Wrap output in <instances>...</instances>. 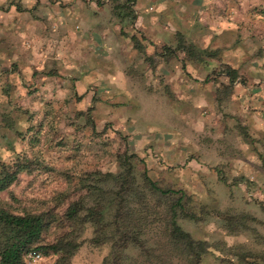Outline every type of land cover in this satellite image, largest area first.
<instances>
[{"label": "rangeland", "instance_id": "1", "mask_svg": "<svg viewBox=\"0 0 264 264\" xmlns=\"http://www.w3.org/2000/svg\"><path fill=\"white\" fill-rule=\"evenodd\" d=\"M246 7L240 18L248 31L246 63L236 82H217L214 101L193 91L184 95L175 82L159 88L152 77L134 76L128 67L121 90L111 91L105 82L78 92L77 74H59L55 66L47 83L1 99L0 161H30L31 170L10 186L20 204L53 208L56 192L72 198L79 176L116 172V155L125 153L136 176L145 172L159 187L189 199L187 209L199 220L177 223L210 246L201 264H264V0H247ZM188 53L208 55L198 48L186 50L185 57ZM242 94L238 108L234 98ZM36 160L48 172L35 168ZM0 196L9 201L5 192ZM224 216L241 223L238 231L226 230ZM92 236V225L85 224L69 264H100L108 245H94ZM30 251L40 256L33 264L54 259Z\"/></svg>", "mask_w": 264, "mask_h": 264}, {"label": "crops", "instance_id": "2", "mask_svg": "<svg viewBox=\"0 0 264 264\" xmlns=\"http://www.w3.org/2000/svg\"><path fill=\"white\" fill-rule=\"evenodd\" d=\"M246 4L247 0H0V100L20 97L28 85L47 83L49 68L55 66L59 74H77L78 92L105 82L111 91L121 90L128 67L134 76L152 77L159 88L175 82L184 95L193 96V91L214 101L217 82H236L246 63L248 31L240 24ZM195 48L208 55L185 57L186 50ZM225 68L234 70L232 79ZM188 81L196 86L185 84ZM245 95L234 98L238 108Z\"/></svg>", "mask_w": 264, "mask_h": 264}, {"label": "trees", "instance_id": "3", "mask_svg": "<svg viewBox=\"0 0 264 264\" xmlns=\"http://www.w3.org/2000/svg\"><path fill=\"white\" fill-rule=\"evenodd\" d=\"M224 71L234 77V70ZM116 159V172L86 171L77 178L72 198L56 192L54 207L40 209L20 204L10 190L18 174L31 170L30 161H0V193L9 200L0 196V264H26L24 255L30 250L53 255L49 264H69L88 223L91 242L108 245L100 264H201L210 246L177 223L180 218L199 220L187 209L189 199L179 190L159 187L145 172L136 176L125 153ZM34 164L48 170L38 160ZM222 218L227 231H238L240 222Z\"/></svg>", "mask_w": 264, "mask_h": 264}, {"label": "built area", "instance_id": "4", "mask_svg": "<svg viewBox=\"0 0 264 264\" xmlns=\"http://www.w3.org/2000/svg\"><path fill=\"white\" fill-rule=\"evenodd\" d=\"M39 258H40L39 254L32 251H28L24 255V261L26 264H33L34 262L38 261Z\"/></svg>", "mask_w": 264, "mask_h": 264}]
</instances>
